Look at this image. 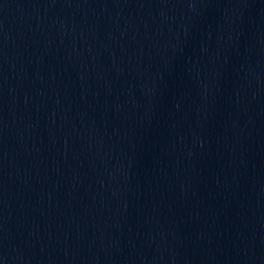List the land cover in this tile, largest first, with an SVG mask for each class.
I'll return each instance as SVG.
<instances>
[{
  "label": "water",
  "instance_id": "water-1",
  "mask_svg": "<svg viewBox=\"0 0 264 264\" xmlns=\"http://www.w3.org/2000/svg\"><path fill=\"white\" fill-rule=\"evenodd\" d=\"M0 264H264V0H0Z\"/></svg>",
  "mask_w": 264,
  "mask_h": 264
}]
</instances>
